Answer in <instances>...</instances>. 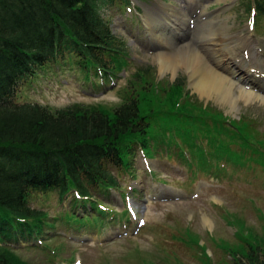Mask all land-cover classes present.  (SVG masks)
I'll return each instance as SVG.
<instances>
[{"label":"rangeland","instance_id":"374dc122","mask_svg":"<svg viewBox=\"0 0 264 264\" xmlns=\"http://www.w3.org/2000/svg\"><path fill=\"white\" fill-rule=\"evenodd\" d=\"M135 2L137 9H141L138 14L134 7L122 10L118 4L103 11L113 33L126 44V54L129 57V65L119 71L112 87L101 86L102 89L90 91L83 81L84 73L78 70H66L63 78L54 70H39L30 84L22 86L19 100L38 103L53 112L74 105L113 112L130 97L139 96L150 100L148 108L153 115V130L149 140L150 145L153 144L152 156L156 147H165L167 143L176 142L179 137L191 143V139H186L185 135L189 138L194 136L183 126L189 127L194 133L201 130L203 132L200 134L204 136V132L208 131L203 125L211 128L216 135L212 136L216 138L214 147L222 150L227 143L237 139L231 138L229 128H219L218 124L224 119L244 118L258 127L259 140L254 142L253 159L241 160L240 165L236 163L232 166L226 162H217L219 168L224 167V171L212 176L214 169L206 171L204 168L190 167L187 159L184 161L183 153L180 158L176 154L168 157L170 151L166 150L163 155L157 153L160 159L147 160L138 149L133 161L135 173L121 175V188L127 195L135 194L136 202L140 204L138 217L144 219L145 223L139 226V232L136 231L137 221L126 222L123 213L125 203L118 193L107 191L97 194L103 208L112 211L100 213L101 209H98V214L94 211L93 221L92 216H89L90 220L84 219L83 216H73L68 211H75L73 193L65 196L63 201L58 192L35 194L30 204L32 208L45 213L43 219L46 223L40 226L43 229L42 234L34 239L38 243L24 244L27 241L20 238L12 239L6 244L9 254L19 264H244L243 261L249 264L247 259L255 255L250 245L259 246L264 251L263 100L239 98L236 108L232 109L216 97L200 94L185 68L180 67L176 74L173 71L164 73L153 53L142 52L143 47L152 44L145 24L147 12L151 11L147 8L160 6L164 9L162 5L170 6L182 14H187L184 6L187 4L192 9L198 5V0ZM203 2L205 6L202 13H208L212 18H229V33L247 31L251 19L248 10L251 0ZM260 19L253 29L255 34L252 33L256 38L264 37V18ZM183 37L184 35L177 36L176 39L182 43ZM262 54L264 55V48ZM123 65L126 66V63ZM176 85L179 90L174 95L172 89ZM184 87L188 89V97L193 103L191 112L198 115L199 120L189 115L183 120L174 121L172 111ZM241 87L242 84L238 83L237 89ZM201 107H208L209 117L200 118L202 113L197 111ZM174 125H178V128ZM177 150L176 152L180 151ZM151 170L160 174L154 182L150 176ZM231 175L235 177L231 179ZM166 182L172 190L160 186ZM113 196L116 201H112ZM154 197L175 199L153 202ZM182 197L187 199L182 200ZM77 201L78 211L85 210L80 206L84 205L88 214H91L88 208L90 204H84L87 200ZM113 214L115 216L111 219ZM125 230L127 234L118 236V233ZM260 258L263 259L264 255L261 254Z\"/></svg>","mask_w":264,"mask_h":264},{"label":"trees","instance_id":"16d2710c","mask_svg":"<svg viewBox=\"0 0 264 264\" xmlns=\"http://www.w3.org/2000/svg\"><path fill=\"white\" fill-rule=\"evenodd\" d=\"M130 3L0 0V264H19L9 254L6 244L10 240L31 242L42 234L45 213L30 204L35 194L58 192L63 201L73 193L75 203L79 201L74 191L87 200L98 199L97 194L110 190L123 191L121 175H134L138 149L149 155L153 150L149 141L153 115L148 108L150 100L145 98L130 97L113 112L76 105L53 112L38 103L19 100L22 86L30 84L39 70H54L61 75L66 70H78L84 73V82L96 86L101 79L103 85L117 80L119 71L129 65V57L126 44L113 33L103 11L114 4L123 10ZM255 3L258 17L263 18L264 0ZM250 7L249 3V11ZM178 90L176 85L173 94ZM192 104L186 88H182L172 111L174 121L189 115L199 120L191 112ZM207 110L198 109L200 118L209 117ZM221 126L229 128L231 138L237 139L229 144L240 149L230 152L227 143L222 149L224 158L252 160V147L259 140L257 125L241 118L224 119L218 124ZM203 127L211 139L216 136L211 128ZM183 128L194 136L185 135L193 144L179 137L167 143L168 147L178 142L188 146L196 153L193 161L205 168L209 162L199 142L203 131L194 133L189 127ZM250 247L255 255L247 259L249 264H264V258H260L264 251L259 246Z\"/></svg>","mask_w":264,"mask_h":264},{"label":"bare ground","instance_id":"6f19581e","mask_svg":"<svg viewBox=\"0 0 264 264\" xmlns=\"http://www.w3.org/2000/svg\"><path fill=\"white\" fill-rule=\"evenodd\" d=\"M162 7L147 8L151 11L147 12L145 21L149 40L158 46L155 60L161 71L176 74L180 67L185 68L200 94L216 97L232 109L239 98L264 102V89L254 85L258 74H264V60L257 54V47L263 45L261 41H256L248 30L229 33V18L202 21L199 16L192 31L188 22L190 14H182L170 6ZM183 35L184 41H177L176 37ZM238 82L242 87L237 89Z\"/></svg>","mask_w":264,"mask_h":264}]
</instances>
